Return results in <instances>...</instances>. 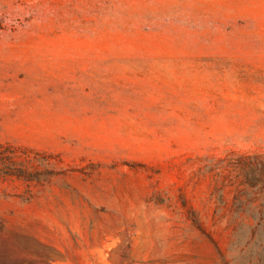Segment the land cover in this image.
<instances>
[{"label": "rangeland", "instance_id": "obj_1", "mask_svg": "<svg viewBox=\"0 0 264 264\" xmlns=\"http://www.w3.org/2000/svg\"><path fill=\"white\" fill-rule=\"evenodd\" d=\"M0 264H264V0H0Z\"/></svg>", "mask_w": 264, "mask_h": 264}]
</instances>
